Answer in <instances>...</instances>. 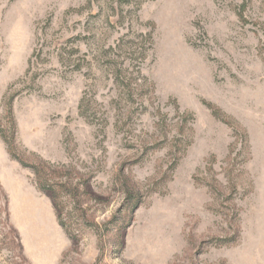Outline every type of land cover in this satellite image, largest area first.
I'll return each instance as SVG.
<instances>
[{
	"label": "rangeland",
	"instance_id": "rangeland-1",
	"mask_svg": "<svg viewBox=\"0 0 264 264\" xmlns=\"http://www.w3.org/2000/svg\"><path fill=\"white\" fill-rule=\"evenodd\" d=\"M0 264H264V0H0Z\"/></svg>",
	"mask_w": 264,
	"mask_h": 264
},
{
	"label": "trees",
	"instance_id": "trees-1",
	"mask_svg": "<svg viewBox=\"0 0 264 264\" xmlns=\"http://www.w3.org/2000/svg\"><path fill=\"white\" fill-rule=\"evenodd\" d=\"M8 150H9V152L11 153V155H12L13 157L16 158V155H15L14 151H13L10 147L8 148ZM21 162H22V161H21Z\"/></svg>",
	"mask_w": 264,
	"mask_h": 264
}]
</instances>
